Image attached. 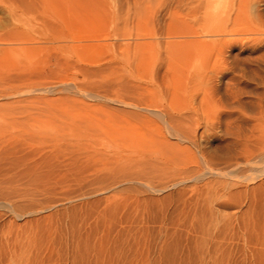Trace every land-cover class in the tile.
Listing matches in <instances>:
<instances>
[{
    "label": "rangeland",
    "instance_id": "rangeland-1",
    "mask_svg": "<svg viewBox=\"0 0 264 264\" xmlns=\"http://www.w3.org/2000/svg\"><path fill=\"white\" fill-rule=\"evenodd\" d=\"M0 40V264H264V0H0Z\"/></svg>",
    "mask_w": 264,
    "mask_h": 264
},
{
    "label": "bare ground",
    "instance_id": "bare-ground-1",
    "mask_svg": "<svg viewBox=\"0 0 264 264\" xmlns=\"http://www.w3.org/2000/svg\"><path fill=\"white\" fill-rule=\"evenodd\" d=\"M14 28H16L17 29V27H14ZM14 31V30H13ZM12 31V32H13ZM20 30H19V28H18V30H16V31H14L13 32V36H14V34H15V38H16V35H18L20 32H19ZM11 32V33H12ZM22 34V33H21ZM7 35V37H8V35H10V34H6ZM3 36V35H2ZM11 36V35H10ZM12 36V37H13ZM13 37V38H14ZM18 37V36H17ZM14 38V39H15ZM21 38V37H20ZM4 39H6V38H4ZM14 39H11V40H14ZM22 39V38H21ZM18 40V39H17ZM1 41V40H0ZM20 41V40H19ZM98 45V44H97ZM100 46H102V45H100ZM138 108H140V107H138ZM141 109H143V108H141ZM146 109V108H145ZM90 115H92L93 116V114H90ZM89 115V116H90ZM97 115V114H96ZM78 116V115H77ZM95 116V115H94ZM102 116V115H101ZM76 118V117H75ZM87 118V117H86ZM92 118V117H91ZM95 118V117H94ZM108 118V117H107ZM101 120H103V119H101ZM86 121V120H85ZM104 121H106V120H104ZM109 121V120H108ZM87 122V121H86ZM95 122V121H94ZM111 122H112V120H111ZM110 122V123H111ZM77 123V122H76ZM110 123H108V124H110ZM101 124V123H100ZM104 124V123H103ZM106 124V123H105ZM112 124V123H111ZM101 126V125H100ZM108 126H110V125H108ZM74 127V126H73ZM72 127V128H73ZM85 128V127H84ZM88 129V128H87ZM101 130H103V128H102V126H101ZM75 132H76V129L74 130ZM72 132V131H67V130H64V131H58V132H56V134L53 136V138H50V139H46L45 140V142H44V148L43 149H45V153H46V155H48V156H46L45 155V153H43L45 156H46V158H48L49 156V158H51V157H54L55 159L57 158V159H59V160H61L60 161V166L61 165H65V166H71L72 167V164L73 163H75L74 165L76 166V162L78 161V162H80V160H82L83 158L85 159L87 156H89V155H91V152H97V154H98V151H96V150H94V143H95V140H93V137H91L90 135H88L86 132H84L83 134H82V131H81V133H75V132ZM79 131V130H78ZM77 131V132H78ZM123 131V130H122ZM121 131V132H122ZM126 131V133L128 134V132H127V130H125ZM103 132H107V130H104ZM111 132V131H110ZM86 133V134H85ZM112 133V132H111ZM116 133V132H115ZM124 133V132H123ZM123 133H120L121 135H123ZM112 134H114V133H112ZM119 134V133H118ZM125 134V133H124ZM126 134V135H127ZM129 134H131V133H129ZM105 135V134H104ZM121 135H120V137H121ZM94 136V135H93ZM95 136H97V135H95ZM106 136V135H105ZM114 136V135H113ZM116 136V135H115ZM117 137V136H116ZM132 137V136H131ZM130 137V138H131ZM128 138H129V136H128ZM96 139V138H95ZM103 139V138H102ZM124 138H122L121 140H123ZM126 140H127V138H126ZM131 140V139H130ZM119 142V141H118ZM34 145V144H33ZM37 145H39V144H37ZM31 146V145H30ZM96 147V146H95ZM41 151V150H40ZM44 151V150H43ZM41 153V152H40ZM100 154H101V152H100ZM102 155V154H101ZM93 156H95V155H93ZM93 156H91V157H93ZM97 156V155H96ZM95 156V157H96ZM89 158V157H88ZM101 158H103V157H101ZM40 159V158H39ZM44 159H45V157H44ZM54 159V160H55ZM83 159V160H84ZM87 159V158H86ZM85 159V160H86ZM53 160V159H52ZM82 160V164H83V166H82V164H81V166L82 167H87L86 166V164L88 163H86V164H84L85 162ZM92 160H93V158H92ZM58 161V160H57ZM56 161V162H57ZM65 161V162H64ZM88 161H90V159L88 160ZM59 162H57V164H58ZM90 164H91V162H89ZM92 163H94V162H92ZM89 164V165H90ZM96 164V163H95ZM94 164V165H95ZM59 166V167H60ZM75 166H73V167H75ZM78 166H80V165H78ZM80 166V167H81ZM91 166H92V164H91ZM95 167V166H94ZM93 167V169H96V168H94ZM62 168H64V167H62ZM76 168V167H75ZM79 168V167H78ZM88 168V167H87ZM91 168V167H90ZM90 168H89V170H90ZM131 168V167H130ZM65 169V168H64ZM63 169V170H64ZM68 169H69V171H71V169H70V167H68ZM74 169V168H73ZM80 169V171L82 170V168H79ZM77 170V169H76ZM84 170V174H86L85 173V171H86V168L85 169H83ZM92 170V169H91ZM97 170V169H96ZM139 170V169H138ZM68 171V172H69ZM75 171V170H74ZM95 171V170H94ZM72 172H73V170H72ZM71 172V173H72ZM76 172V171H75ZM77 172H79V170L77 171ZM56 173H58V172H56ZM70 173V172H69ZM88 173V172H87ZM77 175H79V174H77ZM58 176H60V174L58 175ZM147 186V185H146ZM148 187V186H147ZM150 188H151V186H150Z\"/></svg>",
    "mask_w": 264,
    "mask_h": 264
}]
</instances>
